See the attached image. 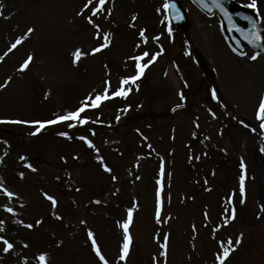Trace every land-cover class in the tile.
I'll list each match as a JSON object with an SVG mask.
<instances>
[{
    "label": "rangeland",
    "instance_id": "1",
    "mask_svg": "<svg viewBox=\"0 0 264 264\" xmlns=\"http://www.w3.org/2000/svg\"><path fill=\"white\" fill-rule=\"evenodd\" d=\"M176 1L188 19L184 32L189 52L181 53L179 44L158 26L164 0H108L106 10L112 9L111 16L105 11L94 19L112 34V43L73 63L75 49L90 53L102 42L87 21L88 10L78 14L86 0H0V56L29 27L34 29L0 61V84L11 77L0 89V118L46 120L74 110L90 92L102 91L105 80L115 90L120 77L134 74L128 57L158 51L160 45L165 49L137 81L139 90L132 85L127 97L88 109L84 113L91 118L87 125L68 128V122H62L32 135L35 125L0 123V183L18 194L9 198L0 189V220L4 221L0 235L14 244L13 250L4 253L0 243V264H38L39 252L48 254L49 264H101L88 229L109 264H154V256L158 264H165L157 240L159 235L162 241L163 234L169 235L166 264H215L220 242L226 243L229 237L235 242L240 233L242 242L226 264H264V213L260 212L264 153L259 151L264 135L255 117L264 94V55L255 61L249 58L255 54L251 51L240 56L215 14L207 17L189 0ZM133 14L138 17L134 22ZM132 23L135 27H130ZM140 28L147 30L150 39L137 49ZM154 36L160 37L158 43L151 39ZM29 54L33 56L30 66L19 71ZM210 81L219 99H212L200 86ZM90 129L95 130L94 136ZM64 131L72 138L58 135ZM82 135L93 140L112 173L104 171L95 159L97 153L78 139ZM240 157L245 159L248 175L244 204L238 191ZM161 158L171 175L164 178V222L158 223L155 181ZM113 175L118 179L112 180ZM233 189L237 216L223 225L226 196ZM43 192L58 197L57 208H52ZM133 203L137 205L129 229L133 239L127 259L119 261L123 231L117 221L126 218V209ZM38 219L42 223L36 225ZM82 220L87 223L81 224ZM29 223L34 227H25Z\"/></svg>",
    "mask_w": 264,
    "mask_h": 264
},
{
    "label": "snow or ice",
    "instance_id": "2",
    "mask_svg": "<svg viewBox=\"0 0 264 264\" xmlns=\"http://www.w3.org/2000/svg\"><path fill=\"white\" fill-rule=\"evenodd\" d=\"M107 3H108V0H86L81 12L78 13L80 15H83V11L85 9H90L91 15L87 17V21L89 24L93 25V27L96 30L95 31L96 38L102 39V42L99 43L97 46L92 47L90 53L85 52L80 48L75 49V51L71 54L73 57V63H78L80 59L86 55H89V54L95 55L96 53L101 52L103 49L109 47L110 44L112 43V34L110 32L103 31L101 28V25L96 23L94 19V17L101 15L102 13L105 12ZM213 3L216 4L217 7H220V8L223 7V5L219 3V0H213ZM93 4L95 6L90 7ZM0 7H2V5H0ZM161 7L165 10L166 13L168 12V10H172V18H175L177 20L182 18L179 9L176 8L174 0H164V3L162 4ZM247 7L256 9L257 10L256 15L258 17L260 16L257 0H250V3L247 5ZM106 11H107V15L111 16L112 9L108 8ZM157 11H160V9L158 8ZM0 15H2V13H0ZM137 19H138L137 15L133 14L131 17V20L134 22ZM245 19H247L251 25L250 31L241 30L244 33L245 39L248 40L252 44H255L257 46L264 48V46L260 45V41L264 39V37L261 36V31L257 26V21L254 20L252 17H245ZM169 20H170V16L168 14H165L164 20L161 22L164 23ZM130 27H135V24L134 23L130 24ZM33 31L34 29L29 27L27 29V32L24 35L17 37L15 39V42L11 44V46L7 49V51L3 54V56H0V61H2L14 49H16L18 45H21L24 42V40L28 37V35L31 34ZM146 31L147 30L144 28H140L138 30V36L140 39L136 43L137 49L141 47V44L147 45L150 38L148 35H146ZM167 32L169 33V35H171L172 28L170 25L167 27ZM151 39L158 43L160 37L154 36V37H151ZM233 50L235 51V49ZM164 52H165L164 47L160 45L158 51L149 52L145 50V51L140 52L138 55L128 57V59L131 60L134 64V69H133L134 74L120 77L119 85L118 87L115 88V90H112L111 81L105 80L103 82L104 86H103L102 91L93 90V92H90L88 96H86L85 99L81 101L80 105L76 107L74 110L66 111L64 112V114H56L54 118L46 119V120L28 121V120H8V119L0 118V123H18V124L35 125L36 126L35 131L32 133V135H36L37 133H40L44 128H46L49 125H55V124L62 123V122H68L67 123L68 128H74L77 125H87L90 122L91 118L88 117L87 115H84V113L88 109H99L105 101H108L115 97H127V95L132 91V87H131L132 85H135L136 89L139 90V85L137 84V81L143 77V75L145 74V70L148 69L150 65H153L158 60V58L164 54ZM241 55H244V53H241ZM260 55H261V52H256L254 55H252L249 58L255 61ZM32 60H33V56L32 54H29L27 58L24 59L22 63H20L18 70L21 72L25 71L30 66ZM165 75H167V72L165 73ZM10 80H11V77H8L7 80L3 84H0V89L5 88L8 82H10ZM187 86H188L187 82L185 81V87ZM179 96L181 100L185 99L183 91L179 92ZM211 97L212 99H219L217 96V90L215 88L211 89ZM176 107L178 108L180 107V105H177ZM127 110H128L127 108L124 109V111H127ZM173 111H175V109H173ZM209 111H211V109H209ZM212 115L213 117H215L216 114L213 112ZM255 117L257 121H259V129L264 130V94H261L258 100V106L255 110ZM119 118L120 117L117 116V120ZM96 122L102 123V121H100L99 119H97ZM240 123L242 125H245V122L243 120H240ZM245 126L250 127L249 125H245ZM197 127H199L198 124H197ZM90 131L92 132V135L94 136L95 130L90 129ZM137 131H139V129H137ZM251 131L255 132L257 131V129L251 128ZM58 135L67 137L69 139L72 138L69 136V133L66 131L59 132ZM195 135L196 133H193V136ZM262 135H264V132H262ZM78 139L83 141L89 148L93 149L97 153V155L95 156V159L100 162L104 171L108 173H112L113 169L109 167V165L105 162V158L99 154L100 150L99 148L96 147L93 140L90 139L88 136H84V135L79 136ZM144 139L146 140L147 137H145ZM4 143L7 144V141H4ZM148 147L151 148V145H148ZM224 151H226V149ZM259 151L261 153H264V146H261ZM78 158L79 157H74V159H78ZM189 158L190 159L195 158L197 160L200 159L199 156H196V157L190 156ZM62 159L66 160V157H62ZM20 160L22 161L25 160V157L20 156ZM138 166H139V161L137 162V167ZM27 167L35 171V169L33 168L31 164H28ZM239 169H240V172L238 176V190L240 194V203L244 204L247 199L246 180L248 179L247 164L245 162L244 157H240ZM69 175L71 174L69 173ZM166 175L170 176L171 174L166 173L165 161L163 160V158H161L160 167H159V171L157 174V179L155 181L156 183L155 218L158 223L164 222V218L162 217L161 213H162L163 204H164V196H163L164 186H165L164 178ZM20 176L23 177L24 173L21 172ZM57 179H59V177H57ZM111 179L115 181L118 179V177L113 175ZM136 179L138 180L140 179V177H136ZM207 183L208 181L205 180V184ZM0 189H2L4 194H6L7 197L9 198H12L13 196L18 195L17 193L10 191L7 187L3 185V183H0ZM206 190H210V189H206ZM76 191H80V189L77 188ZM235 194H236V190L233 189V191L226 196V200H225L226 206L222 213L223 225H228L230 222L236 219L237 210L234 204ZM43 196L45 197L46 200H48L51 203V206L53 209L58 207L59 199L56 195L49 194L48 192H43ZM93 202L99 204L101 201L95 200ZM3 207L6 209L7 212L15 214L14 209L12 207H8L7 205H4ZM136 207L137 205L133 203L131 207H128L126 209V218L123 219L122 221H117L118 226L123 231L122 244L120 246L119 256H118L119 261L126 260L129 255L130 246H131L132 239H133L132 234L129 229L134 220V211L136 210ZM260 212L264 213V204L260 205ZM53 215L56 216L57 219H62V217L59 216L55 212L53 213ZM257 215L259 217L260 213H258ZM204 217H205V220H208L209 214L207 211L204 212ZM18 222L22 224L24 223L23 221H18ZM3 223L4 221L0 220V225H2ZM41 223H42V220L38 219L35 221L36 225H39ZM80 223L86 224L87 222L82 220L80 221ZM25 227L31 229L34 227V225L29 223V224H26ZM192 228L194 232L197 231L195 224L192 225ZM2 231L3 229L0 228V232ZM213 231H215V229ZM87 237L91 241L92 250L94 251L95 255L98 257L101 264H109V260L106 259L105 255L103 254L101 247L97 243L95 234L91 229H88ZM242 237H243V233H240V235L236 237L235 242H233L231 237L227 239L226 243L223 241L220 242V251H218L215 254V264H226V261L228 257L230 256L231 252L235 251L236 245H239L242 242ZM157 240L158 242H160V249H161V251L159 252V256L165 258V264H166L169 235L163 234L162 241H161V237L158 235ZM0 243H2L3 245L2 251L4 253H8L10 252V250L14 249V244L10 242L8 239H6L5 236L3 235H0ZM24 246L28 247L27 244H25ZM193 247H195L194 244H193ZM36 259L38 261V264H49L48 254L46 252H39L36 255ZM153 261H154V264H158L156 256L153 257Z\"/></svg>",
    "mask_w": 264,
    "mask_h": 264
},
{
    "label": "water",
    "instance_id": "3",
    "mask_svg": "<svg viewBox=\"0 0 264 264\" xmlns=\"http://www.w3.org/2000/svg\"><path fill=\"white\" fill-rule=\"evenodd\" d=\"M195 4H197L202 10L207 12L208 14H212L213 11H216L224 24V27L232 40L233 44L236 46L238 50L241 52L245 51V47L242 45V42H244L246 45L252 47L256 51H261L264 53V48L257 46L255 44L250 43L248 40L245 39L244 33L241 30L244 31H250L251 25L250 22L245 19V17H252L255 20V16L249 8L241 7L236 5L231 0H219V3L223 5L222 8L217 7L216 4L213 3V0H192ZM176 8H178L177 3L174 1ZM180 11V9H179ZM170 20L173 25H180V27H184L187 20L180 11V14L182 16L181 19L177 20L175 18H172V10H168ZM241 23H243L241 25ZM258 26V24H257ZM258 28L261 31V36L264 37V29ZM260 45L264 46V39L260 41Z\"/></svg>",
    "mask_w": 264,
    "mask_h": 264
},
{
    "label": "trees",
    "instance_id": "4",
    "mask_svg": "<svg viewBox=\"0 0 264 264\" xmlns=\"http://www.w3.org/2000/svg\"><path fill=\"white\" fill-rule=\"evenodd\" d=\"M260 1H261V4H260ZM257 3H258V8H259V12H264V0H257ZM262 5V6H261ZM262 14V13H261ZM181 40V38H180Z\"/></svg>",
    "mask_w": 264,
    "mask_h": 264
}]
</instances>
